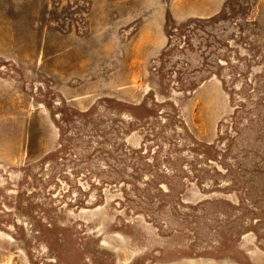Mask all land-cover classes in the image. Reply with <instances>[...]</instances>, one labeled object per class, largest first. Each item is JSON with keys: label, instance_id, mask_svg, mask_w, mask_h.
<instances>
[{"label": "rangeland", "instance_id": "1", "mask_svg": "<svg viewBox=\"0 0 264 264\" xmlns=\"http://www.w3.org/2000/svg\"><path fill=\"white\" fill-rule=\"evenodd\" d=\"M0 264H264V0H0Z\"/></svg>", "mask_w": 264, "mask_h": 264}]
</instances>
